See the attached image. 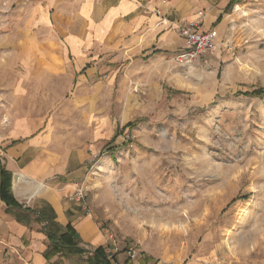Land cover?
Here are the masks:
<instances>
[{"label": "rangeland", "instance_id": "374dc122", "mask_svg": "<svg viewBox=\"0 0 264 264\" xmlns=\"http://www.w3.org/2000/svg\"><path fill=\"white\" fill-rule=\"evenodd\" d=\"M165 2L145 13L177 36L210 22L213 54L178 66V36L159 65L75 73L48 17L72 0H0V166L13 193L19 160L43 185L35 198L74 203L83 188L113 264L129 248L130 264H264V95H243L264 90V0ZM24 247L0 235V264H32Z\"/></svg>", "mask_w": 264, "mask_h": 264}, {"label": "crops", "instance_id": "0c3cea01", "mask_svg": "<svg viewBox=\"0 0 264 264\" xmlns=\"http://www.w3.org/2000/svg\"><path fill=\"white\" fill-rule=\"evenodd\" d=\"M72 1L75 10L61 9L57 13L55 11L48 14V17L53 23L57 40L69 51L70 56L76 58L73 67L75 73H80L82 67L98 69V61L101 59L108 60L110 65L116 67L127 63L130 65V71H135L149 63L159 65L182 47V42L173 27L168 28L167 23H161V20L145 13L143 9L145 0ZM171 24L173 22H168V25ZM210 26V22H205L203 30L209 31ZM6 153L10 158L15 157L11 150ZM15 166L22 170L23 174L33 175L31 168L22 164L20 160ZM9 171L14 173L11 168ZM27 176L25 177L28 178ZM27 188L28 185L25 183L15 181L12 194L28 198ZM42 192L43 189L39 194ZM17 202L23 209H50L55 215V223L61 227H72L81 241L80 246L85 250L99 247L106 249L111 244L110 236L109 242L103 245L105 240L98 225L81 207V203H71L54 194L46 199L32 197L27 202ZM16 218H19V221ZM40 229L41 225L35 223V216L23 210L8 212L5 205L0 202V235L8 238L16 246L20 243L24 245L26 247L24 255L29 257L32 264H48L44 259L48 242ZM62 262L69 260L55 257L49 264H63ZM117 262L120 264L119 260Z\"/></svg>", "mask_w": 264, "mask_h": 264}, {"label": "trees", "instance_id": "16d2710c", "mask_svg": "<svg viewBox=\"0 0 264 264\" xmlns=\"http://www.w3.org/2000/svg\"><path fill=\"white\" fill-rule=\"evenodd\" d=\"M233 2L229 3L231 7ZM251 97H263L264 90H254L250 93L243 94ZM133 127V124H127L126 128ZM13 142L11 145H15ZM12 174L0 166V202H2L6 211L23 210L35 216V223L41 225L40 231L45 235L48 242V247L44 253V259L49 264L55 257L63 260L75 258L77 264H113L109 262L105 256V249L102 247L94 250H85L80 244L81 241L77 238L76 232L70 226L61 227L55 223V215L49 209H29L22 208L23 206L13 198L11 192ZM19 221V218H16ZM127 260L124 264H130Z\"/></svg>", "mask_w": 264, "mask_h": 264}, {"label": "built area", "instance_id": "2783aa9c", "mask_svg": "<svg viewBox=\"0 0 264 264\" xmlns=\"http://www.w3.org/2000/svg\"><path fill=\"white\" fill-rule=\"evenodd\" d=\"M166 4L165 0H161L159 6H155L149 9V3L144 6V11L153 13L156 16H160L161 8ZM161 23H168L166 19L160 21ZM178 36L184 40L183 51L180 54L174 56L173 61L180 67H188L194 63L198 58L206 55L213 54L215 51L214 33L210 31H204L201 26L196 22H187L183 25L177 26ZM70 200L81 203V207L88 212L86 200V192L83 188H77L71 194ZM111 247L105 249V256L109 262H113L114 254L117 252V242L110 238ZM127 259L134 261L138 254L132 248L126 251Z\"/></svg>", "mask_w": 264, "mask_h": 264}, {"label": "bare ground", "instance_id": "6f19581e", "mask_svg": "<svg viewBox=\"0 0 264 264\" xmlns=\"http://www.w3.org/2000/svg\"><path fill=\"white\" fill-rule=\"evenodd\" d=\"M15 181L18 183H25L26 185L33 187L31 190H29L28 198H32V197L38 195L43 189L42 184H40L38 182H32L31 180H29L28 178H26L25 176H22V175H17V178Z\"/></svg>", "mask_w": 264, "mask_h": 264}]
</instances>
